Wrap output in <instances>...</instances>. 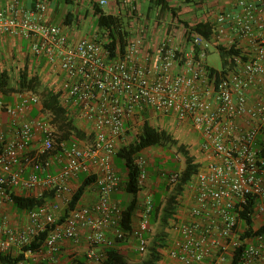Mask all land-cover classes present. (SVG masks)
<instances>
[{
    "label": "built area",
    "instance_id": "obj_1",
    "mask_svg": "<svg viewBox=\"0 0 264 264\" xmlns=\"http://www.w3.org/2000/svg\"><path fill=\"white\" fill-rule=\"evenodd\" d=\"M215 6L208 13L209 40L192 33L188 50L161 41L153 52L143 53L145 36L139 33L114 56L95 37L72 43L60 26L44 23L46 0L32 10L23 11L18 0L0 9V33L21 35L30 41L32 55L56 65L62 74L55 90L59 104L68 119L86 127L82 131L89 138L59 140L51 118L42 113L31 119L33 108L41 107L40 97L31 92L12 94L14 103L0 100L8 119V130L0 120V202L12 204L10 193L23 191L33 196L53 191L60 197L67 182L81 174L95 176L98 191L95 202L68 209L60 221L54 214L57 205L30 211V225L21 230L0 217V251L23 249L49 226L44 247L51 256L63 241L79 243L81 229L86 256L97 264L105 249L126 235L144 254L152 201L145 199L137 225L125 232L123 209L110 200L120 183L113 158L128 129L138 132L144 120H167L194 130L199 149L209 155L186 185L187 217L176 215L169 223L174 236L169 258L177 264H264V234H246L249 226L241 216L251 201L252 229L264 222V155L255 147L264 128V98H248V91L264 85V0H218ZM231 44L240 51L231 69L211 72L209 48ZM147 164L139 156V184L146 181ZM56 166L58 173L51 174ZM161 178L176 185L179 174L163 171ZM35 253L24 251L29 257Z\"/></svg>",
    "mask_w": 264,
    "mask_h": 264
},
{
    "label": "trees",
    "instance_id": "obj_2",
    "mask_svg": "<svg viewBox=\"0 0 264 264\" xmlns=\"http://www.w3.org/2000/svg\"><path fill=\"white\" fill-rule=\"evenodd\" d=\"M187 1L189 2L190 0ZM156 4L159 7L160 16L167 12H169L173 17L176 16V10L171 8L165 0H156ZM99 5V3L93 5L94 13L96 15V26L99 31L103 32L107 36V40L105 43H102L100 39H95L103 44L110 51L112 56L122 54L129 41V32L124 29L119 17L104 14ZM183 26L186 30V44L191 45L192 33L201 35L205 40H209L212 35V24L209 20L199 21L193 25H188L186 22H183ZM193 49L194 53L197 54L199 49L197 47H194ZM217 53L221 59V69L219 71L222 74H225L233 66V57L240 56V51L236 48L235 44H231L229 47L218 46ZM46 64L47 66H50L44 56L32 55L31 57H28L23 67L17 71L14 76L15 79L13 76H9L6 71H0V94L3 98H8L10 94L14 93H38L40 95L41 107L40 109L38 107L33 108L30 113L31 119L38 117L42 113H47L51 118V123L56 126L57 131L59 132V140L69 141L74 138L79 140L84 138L89 139L85 136L84 132L76 126V121L74 119H68V117H66L64 109L59 104L58 94L56 91L41 82L38 72ZM209 69L211 72H218V70L210 67ZM13 79L14 82L12 81ZM126 136L131 138L130 142L122 143V145H120L117 149L114 157L121 159L124 162V167L127 170V181L123 183V188L127 193L132 195L130 203L125 208L121 207L123 209L122 229L127 233L130 232L133 227L132 218L138 206L137 196L145 184V182L143 184H139L138 181L141 170L137 165V159L141 156V152L150 147H161L165 150L175 147L176 152L184 158V168L179 174V181L175 185L174 191L169 193L164 202L162 199V185L159 187L158 191L153 193V195H146V198L150 197L152 201V210L149 217L150 226L158 221L162 227H166L173 219H175L177 214L179 194L182 192L183 187L187 185L191 178L198 172L201 165L195 161L194 156L188 151L184 144H179L178 141L168 132L163 129L156 128L152 122L148 120H144L141 123L138 128V132L128 129ZM261 155H264V147L261 150ZM148 167L151 168L154 176L157 177L153 166L151 167L147 164L146 172ZM161 171L163 172L164 170ZM168 173L172 172H167V174ZM77 179L79 181V186L71 195L67 204V210L80 205L78 203L83 196L86 187L91 184H95V176L93 175L81 174L77 176ZM120 183L117 189L119 188ZM51 193L54 194L53 191H50L44 192L41 196H24L22 193H10V196L12 205L16 210L26 211L29 213L30 211L43 206L50 195H52ZM144 202L142 204V211L144 209ZM251 213L252 202L250 201L241 215L249 226L246 234H264V222L258 229H252L253 219L249 216ZM60 220L61 219H58V221ZM49 228L50 227L48 226L46 228L47 230L34 237L29 245L21 249L18 254L14 253L12 250L8 252L0 251V264H24V251L30 250L32 252H39L41 249L45 248L44 242ZM128 240L135 243L134 240L130 239V237L126 235L123 240H116L112 247L105 249V257L100 264H131L126 260L125 254L121 253V251L116 247L117 243ZM164 243L165 235L162 234L160 237H157V239L153 242V245L149 248L150 251L147 258L138 264H160V250L164 246Z\"/></svg>",
    "mask_w": 264,
    "mask_h": 264
},
{
    "label": "crops",
    "instance_id": "obj_3",
    "mask_svg": "<svg viewBox=\"0 0 264 264\" xmlns=\"http://www.w3.org/2000/svg\"><path fill=\"white\" fill-rule=\"evenodd\" d=\"M15 0H0V9L5 8ZM23 11L32 10L36 2L39 0H18ZM100 0H46L47 10L43 16V22L50 25L60 26L69 41L76 42L81 38H94L92 34L88 37H84L80 32V26L82 21L88 19H95L94 4H98ZM106 4L99 5L104 14L117 16L121 19V24L126 31L129 32V40L136 38L139 33H143L145 36V47L143 53L153 52L157 44L161 41H168L169 44L184 49L185 43V27L183 22L188 25H193L199 21H207L209 19V11L212 8H216L218 0H207V2H201L202 0H165L171 8L176 10V16L173 17L169 12L164 15H159V7L156 4V0H104ZM65 3V7L61 4ZM107 7V11H105ZM211 7V9H210ZM201 10L200 14H195L194 11ZM182 21V22H180ZM68 28V30L65 29ZM231 37H234V33H229ZM180 44H183L181 47ZM180 45V47H179ZM30 41L24 39L21 35H8L0 33V71H6L9 76H13L17 71L23 67L28 57H31ZM47 66V64L45 65ZM59 71V70H58ZM62 79V74L59 71ZM248 98L250 101H255L260 98H264V85L259 89H251L248 91ZM7 103H14V95L8 98H3ZM0 120L3 122V127L8 130V119L6 114L0 110ZM264 128L258 135L255 143L257 150H262L264 147ZM146 148L141 152L150 150ZM202 168V167H200ZM113 170L115 174L120 178L121 183L118 189L114 190L110 194V200L113 203L121 205L125 208L132 198L129 197L123 188V183L127 181V170L124 167V162L121 159L114 157ZM58 167H51L49 172L51 174L58 173ZM26 172L25 175H27ZM158 177H155L151 168H147V178L145 184L137 196V209L134 212L132 218V225L136 226L142 213V204L146 198L148 187L155 185V181ZM79 186V181L76 178H72L67 182V191L61 194L60 197H56L54 194L44 203L49 209L54 205H57V209L54 211L55 217L62 219L67 210V204L71 195ZM161 185L159 184V187ZM158 191V190H156ZM31 195V193L24 191L17 194ZM98 196L97 187L95 184H91L86 187L83 196L78 204L90 205L96 201ZM188 202L186 207H179L177 210V216L181 219L187 217ZM10 212V213H9ZM8 218V226L13 230H21L30 225L28 219V212L18 211L12 204L5 201L0 202V217ZM261 219V218H260ZM263 219V218H262ZM85 229L80 230L79 243H73L71 241H63L60 243L59 251L51 256L45 248L36 252L32 257L24 255V264H96L86 256V245L84 243ZM130 242L123 241L116 244V247L125 254V258L131 253ZM13 252L18 254L19 249H13ZM164 260H161L160 264H177L169 256H165Z\"/></svg>",
    "mask_w": 264,
    "mask_h": 264
},
{
    "label": "rangeland",
    "instance_id": "obj_4",
    "mask_svg": "<svg viewBox=\"0 0 264 264\" xmlns=\"http://www.w3.org/2000/svg\"><path fill=\"white\" fill-rule=\"evenodd\" d=\"M61 6L65 7V3L63 2ZM104 9L105 11H107V7H105ZM194 12L195 14H200L201 10L198 9ZM81 24L82 25L80 26L81 27L80 32L83 33L84 37H88L92 34V36H94L95 38L100 39L102 43L106 42L107 36L103 32L97 29L95 19L91 18L86 20L85 22L82 21ZM65 29L68 30L67 27H65ZM180 45L181 47L183 46V44ZM183 47L185 50L186 49L188 50L191 47V45L184 43ZM207 53H208L206 56L207 65L212 69L220 70L221 59L216 51V48L215 47L209 48V51ZM38 73L41 82L44 85H46L47 87L53 90H57V88L59 87V83L61 81V76L59 74L56 65L54 67L43 66ZM14 76L15 74L13 75V77ZM14 79L12 80L13 82ZM33 94L40 97L38 93H33ZM11 95L12 94H10L9 96ZM0 100L7 103L2 99L1 94H0ZM42 116H44L45 118H50V116L47 113H44ZM152 124L156 126L158 124L159 129H163L166 132H168L174 139L178 141L179 144H184L187 147L188 151L194 156L195 161L199 163L201 167H204L208 163L209 155L201 152V150L199 149L198 135L190 127L184 125L177 126L174 125L173 122L167 120L152 122ZM76 126L81 130L86 129V127L85 128L83 127L84 126L83 124H80L78 122H76ZM129 136H126L123 139V141H120L119 146L122 145V143L130 142L131 138ZM80 140L86 141L87 139L84 138ZM263 143L264 141L261 142V144ZM142 156L145 157L149 166L154 167L155 173L157 174L158 177V180L155 181V185H153L152 187L147 186L148 191L146 195L147 194H150V196L153 195V193L156 190H159V184H160L163 187L162 199L164 202L166 197L169 195V193H172L174 191L175 185H168L167 182L161 178V172H162L161 170H164L165 172H176L180 174L184 168V158L176 152L175 147H171L166 150L162 149L161 147H152L150 150L143 152ZM129 197L132 198V195L130 193H129ZM189 199H190V192L187 190V187L185 185L183 187L182 192L178 196V206L185 208L186 203L188 202ZM260 220L261 219H259L258 222L255 224L256 228H258L261 225L262 221ZM162 234L165 235V243L164 246L162 247L163 250L161 249L160 252H161V260H164L166 258L165 256H167L168 246L174 236L170 231L169 224L166 227H162V225L158 221L150 226V230L147 236L148 245L146 252L144 254L139 255L135 251L136 244L133 241H131L130 242L131 253L126 257V260L131 264H138L144 261L147 258V255L150 251L149 248L153 245V242L157 239V237H160Z\"/></svg>",
    "mask_w": 264,
    "mask_h": 264
}]
</instances>
